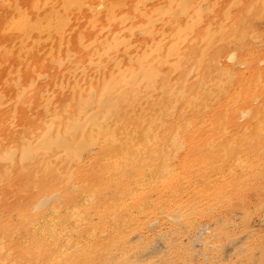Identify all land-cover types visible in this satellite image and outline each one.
<instances>
[{
  "label": "bare ground",
  "instance_id": "bare-ground-1",
  "mask_svg": "<svg viewBox=\"0 0 264 264\" xmlns=\"http://www.w3.org/2000/svg\"><path fill=\"white\" fill-rule=\"evenodd\" d=\"M50 1L0 0L1 264H64L76 249L101 264L98 248L112 247L110 232H124L115 213L125 210L136 228V215L151 212L148 192L165 200L164 217L176 225L167 231L174 233L188 220L187 202L212 206L264 175V58L249 79L241 71L252 65L242 57L245 41L258 44L263 36L256 24L264 22V0H229L220 11L212 0H61L46 12ZM237 7L239 17L233 15ZM72 12L82 21L77 27ZM139 35L141 46L133 41ZM47 41L46 49L41 44ZM12 49L20 51L5 62ZM72 59L65 81L57 74ZM234 81L246 96L221 103ZM109 183L115 197L98 201ZM90 210L100 222L89 229L93 235L83 228ZM222 227H205L201 245H217ZM157 234L177 248L168 232ZM263 238L256 243L257 264H264ZM149 248L133 259L119 256L117 264H161L150 261Z\"/></svg>",
  "mask_w": 264,
  "mask_h": 264
},
{
  "label": "rangeland",
  "instance_id": "rangeland-1",
  "mask_svg": "<svg viewBox=\"0 0 264 264\" xmlns=\"http://www.w3.org/2000/svg\"><path fill=\"white\" fill-rule=\"evenodd\" d=\"M57 1H60L61 3V0H51L50 3L48 4V7H46V12L47 10H49L51 4L55 3ZM212 1H216L217 3V11H220L222 9V7H224V5L229 1V0H212ZM211 1V2H212ZM222 2V3H221ZM243 2L245 4H247L249 1L248 0H243ZM59 3V4H60ZM219 3V4H218ZM221 4V5H220ZM236 10V11H235ZM46 12H44L43 14H45ZM241 10H240V7L238 8H235L233 10V15H236V16H240L241 15ZM11 12H8L7 13V16L10 15ZM79 12H72V18H73V21L75 22L74 23V26L77 27L79 24L82 23V21L79 20ZM77 21V23H76ZM263 24V25H262ZM73 26V27H74ZM262 26V27H261ZM157 27H160V25H158ZM263 28V29H262ZM72 29V28H71ZM256 29L258 30V32L263 35L262 36V39H261V42H258L257 43H251L249 42L248 40H246L245 42V49H243L242 51V57L244 59H246L249 63H251L252 65L249 64V66L247 68H242L241 71L243 72L244 71V77L246 78H250L251 77V70H252V75L254 73V70H257L259 68V64H257V60L259 58H264V22H259L256 24ZM263 30V31H262ZM76 33V31H75ZM14 37H16V35H14ZM37 38V33H33V37H32V40L33 39H36ZM53 37H49V39L51 40ZM144 37L143 36H136L133 38V41L134 43L137 45V46H141V42L143 41ZM32 40L28 41V46H31V43L33 42ZM71 40V38H70ZM137 42V43H136ZM35 43V42H34ZM36 44V43H35ZM48 41L47 43L45 44H41L43 46V48H48ZM258 45V46H257ZM249 46V48H248ZM260 47V48H259ZM262 47V48H261ZM258 48V49H257ZM11 50V49H8V51ZM20 50H16V49H12V54L10 55V53H7V51L5 52L9 55L6 56L5 58V62H9L12 60L13 58V53H19ZM3 52V51H2ZM3 55V56H5ZM3 58L1 57L0 60H2ZM75 59H72V62H68L65 64V67L60 70L58 72V76L59 77H62L63 79H65V81H69L71 78H70V71H71V68L73 69L74 68V64L76 62H74ZM69 64V66H68ZM11 66V64H8L7 68H9ZM258 66V67H257ZM264 67V65H262ZM67 70V71H66ZM81 70L83 71V69L81 68ZM81 70H78V73H81ZM238 71V70H237ZM241 71H238L239 73ZM74 76V75H72ZM64 89V88H63ZM240 89V90H239ZM63 91V90H62ZM238 92V93H237ZM233 94V95H232ZM239 95H242V96H246V93H244L243 95V91L241 89V87L239 86L238 82L234 81L233 83V86L232 88L228 91V93L224 96V99L221 100V103L222 102H225V103H228L230 101V99H232V97L234 96H239ZM231 102H229L228 104H230ZM28 109H31V108H28ZM27 110V109H26ZM72 110V109H71ZM214 108H211V110H209L208 112L205 113V117L203 116L202 118L205 119L204 120V125L205 127H201V130L202 131H205L209 125V122H210V119L212 117V114L214 112ZM32 111V109H31ZM212 111V112H211ZM209 116H208V115ZM211 114V116H210ZM208 116V117H207ZM201 118V119H202ZM202 119V120H203ZM202 120L201 122L199 123L198 127L201 125L202 123ZM183 155V153H182ZM182 155H180L182 157ZM97 157V154L94 153L93 155H91L89 158L86 159V162H85V165L87 164H90L92 162V160L94 158ZM130 170V171H129ZM128 171L130 172L129 173V176H132V172H131V169H128ZM131 174V175H130ZM261 181V182H260ZM253 182V183H252ZM113 183H109V186L107 189H105L103 191V194L102 196L99 195L97 200L98 201H101L102 199H106V198H109V197H115L114 195V192H115V188H114V185H112ZM252 184L255 186H252ZM261 184V185H260ZM183 188L186 189L188 186H189V183H184L183 184ZM261 186V187H260ZM254 189H253V188ZM259 187V188H258ZM111 188V190H110ZM261 188V189H260ZM250 189V190H249ZM111 191V192H110ZM106 192V194H105ZM259 192V193H258ZM108 193V194H107ZM255 194V195H254ZM264 175L261 176L260 178H258L257 180H254V181H251L248 185V187L243 190V192H241V194H237V195H232L229 199L227 198H224V200H222V202H218L216 204H213L212 206H209L206 205V204H199L198 203V200L195 199V201H197V203H195L194 201H190V202H187L186 205L184 206V208L182 210L186 211L188 213V220L185 224H183L182 228H177V230L173 233L171 230L169 232V230L167 231V229L171 228H174L176 227V225L170 223L167 221V218L164 217L165 216V210H166V202L165 200L163 199V201H160L158 202V198L157 196H155V193H152V192H148L147 193V196L145 198V203H147V201H151L153 202V204L151 205L150 203L148 204H145V207L146 209L150 210L151 212L149 214H146V213H138L136 216V220H135V223L136 225H138L136 228L134 226H130L127 222H126V211L123 210V209H118V212L115 213L120 219V221L117 220V222L120 224L121 226V233L122 235H118L117 236V233L112 231L110 232V235H108L109 237L107 238L108 239V242L109 244H112V247L111 245H107V249H105V252L103 251L104 249H101L100 251V248H98L99 250V254L103 257L102 258V261H101V264H117V262H119V258H121L124 254H127L131 255V259H133L135 257V255H138V253L136 254L135 252L137 250H140V252L142 251L143 247L144 246H150L149 250L147 251L148 253H152L153 254V258H151L150 261H161L160 263L163 264H167V261H168V264H257V262L259 261V258H260V255H261V250L259 248L258 245H256V243L260 240L261 237H264V223L262 222L263 219H264ZM106 195V196H105ZM149 195V196H148ZM154 195V196H153ZM260 195V196H259ZM108 196V197H107ZM236 196V198L234 197ZM254 196V197H253ZM148 199V200H147ZM234 199V200H232ZM238 199V200H237ZM248 199V200H247ZM260 200V201H258ZM262 200V201H261ZM237 201H241V202H237ZM243 201V202H242ZM247 201V202H246ZM254 201V202H253ZM232 202V203H230ZM249 202V203H248ZM235 203V204H234ZM237 203V204H236ZM239 203V204H238ZM241 203V204H240ZM188 204L190 206H188ZM192 204V206H191ZM228 204V205H227ZM233 204V205H232ZM262 204V206H261ZM149 205V206H147ZM151 205V206H150ZM157 205V206H156ZM200 205V206H199ZM204 205V206H202ZM206 205V206H205ZM241 205V206H240ZM244 207H243V206ZM157 208H156V207ZM195 206V208H194ZM234 206V207H233ZM238 206V207H237ZM256 206H257V209H256ZM262 208H261V207ZM191 207V209H190ZM248 207V208H247ZM160 209V212L161 214L159 213V209ZM189 208V209H188ZM207 208V209H206ZM231 208H233L231 210ZM241 208V209H240ZM158 209V210H157ZM199 209V210H198ZM240 209V210H239ZM245 211H244V210ZM256 209V210H255ZM261 209V210H260ZM190 210H191V213H190ZM195 210L197 212H195ZM209 210V211H208ZM238 210V211H236ZM121 211V212H120ZM123 211V213H122ZM157 211V212H156ZM208 211V213H207ZM211 211V212H210ZM236 211V213H235ZM249 211V213H247ZM254 213H253V212ZM91 212V213H90ZM89 212V216L91 217V221L89 223H85L83 228L86 227V229H84L85 231H87L86 233H88V235L92 232L90 231H93V226L96 225L95 223H97V225L100 223L99 222V219L97 217V215L94 213L93 210H90ZM200 215H199V213ZM223 212V213H222ZM242 212V213H241ZM190 213V214H189ZM195 213V214H193ZM218 215H217V214ZM253 213V214H252ZM261 213V215H260ZM15 213H13L12 217V221L14 220L13 223H17V216L16 214L14 215ZM92 214V215H91ZM145 214V215H144ZM192 214V215H191ZM206 214V215H205ZM213 214V215H212ZM216 214V215H215ZM241 214V215H240ZM263 214V215H262ZM125 215V216H124ZM139 215H142L143 218ZM147 215V216H146ZM149 215V216H148ZM152 215V216H151ZM154 215V216H153ZM160 215V216H159ZM210 215V216H209ZM238 217H237V216ZM247 215V216H246ZM138 216L140 218H138ZM158 216V221L154 227V229L151 227H148V223L151 221V220H154L156 219ZM162 216V217H161ZM193 218H192V217ZM233 216V217H232ZM95 217V218H94ZM147 217V218H146ZM155 217V218H154ZM230 217V218H229ZM232 217V220H230ZM235 217V218H234ZM261 217V218H260ZM122 218V220H121ZM124 218V220H123ZM144 218L146 220H144ZM213 218V219H212ZM220 218V220H219ZM224 218V220H223ZM229 218V219H228ZM217 221H216V220ZM234 219V220H233ZM237 219V221H236ZM165 220V221H163ZM213 220V221H212ZM225 220H226V223H225ZM246 220V221H245ZM248 220V221H247ZM250 220V221H249ZM147 221V222H146ZM210 221V223H209ZM220 221V222H219ZM224 224H222L223 222ZM245 221V222H243ZM256 221V222H255ZM91 222H92V226H91ZM138 222V223H137ZM162 222V223H161ZM165 222V223H164ZM200 222V223H199ZM214 222V223H213ZM216 222V223H215ZM222 222V223H221ZM229 222V223H228ZM231 222V224H230ZM236 224H234V223ZM124 225H123V224ZM161 223V224H160ZM198 223V224H197ZM228 223V224H227ZM245 223V224H244ZM122 224V225H121ZM160 224V225H159ZM193 224V225H192ZM220 224H222L220 226ZM227 224V225H226ZM234 224V225H233ZM243 224V225H242ZM90 225V226H89ZM128 227H126V226ZM190 225V227H189ZM197 225V226H196ZM200 225V226H199ZM207 225V226H206ZM211 225V226H210ZM230 225V226H229ZM237 225V226H235ZM238 225H239V229L238 228ZM253 225V226H252ZM147 226V227H146ZM169 226V227H168ZM187 226V227H186ZM224 228H223V227ZM228 226V227H227ZM234 226V227H232ZM243 228H242V227ZM89 227V228H88ZM126 227V231L124 230V228ZM164 227V228H163ZM186 227V228H185ZM205 227L206 228H209V229H216L218 227H222V233L219 235V237L217 238V245H201V234L204 233L205 231ZM230 227V228H229ZM92 228L90 231L89 229ZM161 228V229H160ZM185 228V229H184ZM229 228V229H228ZM234 228V229H233ZM258 228V229H257ZM81 229V228H80ZM181 229H184L185 231H182ZM197 229V231H196ZM225 229V230H224ZM231 229V230H230ZM233 229V230H232ZM238 229V230H237ZM131 230V232H129ZM163 230V231H162ZM236 230V231H235ZM240 230V231H239ZM143 231V232H142ZM154 231V232H153ZM161 231V232H160ZM182 231V232H181ZM229 233H227V232ZM233 231V232H232ZM249 231V232H248ZM90 232V233H89ZM163 233V232H168L169 233V238L173 239V237H175L176 239L173 240V244L177 245V248L175 249H172V248H169L167 247L166 245L163 244L162 241H160L161 239H159V235L157 233ZM172 232V233H171ZM181 232V233H180ZM226 232V233H225ZM235 232V233H234ZM237 232V233H236ZM129 233V234H127ZM153 233V234H152ZM171 233V234H170ZM114 234V235H113ZM127 234V235H126ZM174 234V235H173ZM196 234V235H194ZM199 234V235H198ZM223 234V235H222ZM260 234V235H259ZM1 235H2V232L0 231V238H1ZM78 235L77 233H73L72 234V240L75 241L77 240V237L76 236ZM135 235V236H134ZM139 235V236H138ZM141 235V236H140ZM225 235V236H224ZM257 235L259 237H257ZM115 236V237H113ZM119 236H120V239H119ZM172 236V237H171ZM200 236V237H199ZM223 236V237H222ZM142 237V238H141ZM193 237V238H192ZM228 237H231L230 239ZM256 237V238H255ZM110 238V240H109ZM115 238L117 240V243L115 241ZM130 238H135L134 239H128ZM155 239L154 242H152V239ZM178 238V239H177ZM191 240H190V239ZM222 238V239H221ZM251 239V240H250ZM252 239H253V242H252ZM257 241H255V240ZM264 239V238H263ZM28 240V243L26 242ZM30 240V241H29ZM32 238L29 237L28 235H26V241H25V245L28 246L29 244H31V241ZM150 240V241H149ZM224 240V241H223ZM114 241L116 243V246H114ZM139 241V242H138ZM149 241V242H148ZM193 241V242H192ZM222 241V242H221ZM249 241V242H248ZM255 241V242H254ZM138 242V243H137ZM219 242V243H218ZM231 242V243H230ZM252 244H248V243H251ZM140 243V245H139ZM143 243V244H142ZM145 243H147L145 245ZM178 243V244H177ZM194 248L193 247V245ZM233 243V244H232ZM255 243V244H254ZM131 244V245H130ZM134 244V246H133ZM160 244V245H158ZM192 246H190V245ZM203 244V243H202ZM222 244V245H221ZM245 244V245H244ZM22 245H24V243H22ZM129 245V246H128ZM144 245V246H143ZM162 245H164L162 247ZM189 245V246H188ZM220 245V246H219ZM229 245V246H228ZM247 245V246H246ZM250 247H249V246ZM254 245V247H252ZM53 246V245H52ZM51 246V247H52ZM140 246V247H139ZM166 246V247H165ZM213 246V247H212ZM219 247V248H216V247ZM246 246V247H245ZM114 247V248H113ZM121 247V248H120ZM138 247V248H137ZM203 247V248H202ZM222 247V248H221ZM240 247V248H239ZM242 247L243 248H246L244 249V251L242 250ZM249 247V248H248ZM113 248V249H112ZM118 248V249H117ZM196 248V250H195ZM200 248V249H199ZM205 248V249H204ZM227 248V249H226ZM239 248V249H238ZM248 248V249H247ZM72 249H76L75 247H73ZM111 249V250H110ZM122 251H121V250ZM136 249V250H135ZM191 249V250H190ZM208 251H207V250ZM214 249L216 250V254H214ZM222 251H221V250ZM226 251H225V250ZM238 249L240 252H238V250L235 252V250ZM253 249V250H252ZM259 249V250H257ZM114 250V251H113ZM121 252H120V251ZM135 250V251H134ZM153 250V251H152ZM176 250V252H175ZM252 250V251H251ZM119 251V252H118ZM132 251V253H131ZM201 251V252H200ZM203 251V252H202ZM207 251V252H206ZM213 251V252H212ZM219 251V252H218ZM225 251V252H224ZM243 251V252H242ZM248 251V252H247ZM73 253V256L71 257V259L73 260L71 262V259H69V261H66L64 264H79V262H81L80 264H94V261L88 259L87 257H84L79 253V250L76 249V250H73L72 251ZM77 252V253H76ZM107 252H112V253H108ZM116 254L115 256H113L114 254ZM156 253V254H155ZM167 253V254H166ZM194 255H192V254ZM204 254V256L202 254ZM244 253V254H243ZM248 253V255H247ZM113 254V255H111ZM134 254V255H133ZM198 254V255H197ZM200 254V255H199ZM214 254V255H213ZM218 254V255H217ZM227 254V255H226ZM108 255V256H107ZM165 255V256H164ZM202 255V256H201ZM238 255V256H237ZM241 255V256H240ZM245 255V256H244ZM251 257H250V256ZM106 256L108 257V260L110 258V260H113V261H108ZM112 256V257H110ZM120 256V257H119ZM172 256V257H171ZM187 256V257H186ZM237 256V257H236ZM248 256V257H247ZM119 257V258H118ZM157 257V258H155ZM164 257V258H163ZM171 257V258H170ZM192 257V258H191ZM199 257V259H198ZM205 257V258H203ZM210 257V258H209ZM242 257V258H241ZM246 257V258H245ZM83 258V260H82ZM114 258H116V260H114ZM169 258V259H168ZM238 258V259H237ZM78 259V260H77ZM192 259V261H191ZM204 259V260H203ZM217 261H216V260ZM219 259V260H218ZM81 260V261H80ZM87 260V261H86ZM167 260V261H166ZM86 261V262H85ZM189 261V262H187ZM206 261V262H205ZM175 262V263H174ZM0 264H1V259H0Z\"/></svg>",
  "mask_w": 264,
  "mask_h": 264
}]
</instances>
